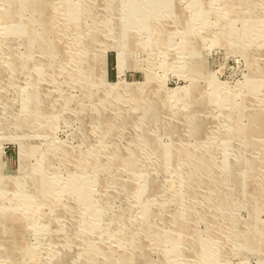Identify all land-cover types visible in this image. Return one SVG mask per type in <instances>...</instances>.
Masks as SVG:
<instances>
[{
  "label": "rangeland",
  "instance_id": "1",
  "mask_svg": "<svg viewBox=\"0 0 264 264\" xmlns=\"http://www.w3.org/2000/svg\"><path fill=\"white\" fill-rule=\"evenodd\" d=\"M0 264H264V0H0Z\"/></svg>",
  "mask_w": 264,
  "mask_h": 264
},
{
  "label": "bare ground",
  "instance_id": "2",
  "mask_svg": "<svg viewBox=\"0 0 264 264\" xmlns=\"http://www.w3.org/2000/svg\"><path fill=\"white\" fill-rule=\"evenodd\" d=\"M180 94V93H179ZM73 187V186H72ZM71 188V187H70ZM72 189V188H71ZM74 189V188H73ZM77 190V189H76Z\"/></svg>",
  "mask_w": 264,
  "mask_h": 264
}]
</instances>
